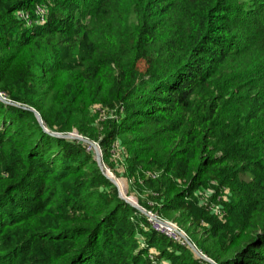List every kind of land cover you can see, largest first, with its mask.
Listing matches in <instances>:
<instances>
[{
	"label": "trees",
	"instance_id": "obj_1",
	"mask_svg": "<svg viewBox=\"0 0 264 264\" xmlns=\"http://www.w3.org/2000/svg\"><path fill=\"white\" fill-rule=\"evenodd\" d=\"M0 93V264H211L73 127L202 254L264 264V0H0Z\"/></svg>",
	"mask_w": 264,
	"mask_h": 264
},
{
	"label": "rangeland",
	"instance_id": "obj_2",
	"mask_svg": "<svg viewBox=\"0 0 264 264\" xmlns=\"http://www.w3.org/2000/svg\"><path fill=\"white\" fill-rule=\"evenodd\" d=\"M128 25H129V28L130 29H133V27H134V25H135V19H134V15L132 14V15H130V18H129V20H128ZM107 40L109 41V42H111V40H110V38H107ZM142 66V65H141ZM227 70V69H226ZM11 74V73H10ZM9 75V74H8ZM79 77L80 76V72H77V73H75V74H73L72 76H70V75H64V76H60L59 77V79H58V81H57V84H58V87L59 88H62L63 87V85H64V83L68 80V79H70V78H75V77ZM94 106H92V108H93ZM93 109H95V108H93ZM99 110V112L102 114V110H100V109H98ZM91 117H92V124H93V126L94 127H96V122L99 120V116H96V114H91ZM96 121V122H95ZM73 131H75V132H77L78 133V135H80V136H82L79 132H78V130L75 128V127H73L72 129H71V131H69V132H65L64 134H67V133H72ZM83 137V136H82ZM85 138V137H84ZM88 139V138H87ZM90 141H92V142H94L99 148H100V146H99V144H98V142L97 141H95V140H91V139H89ZM101 150V149H100ZM113 159H114V162L115 161H118V165L116 166V171L117 172H123V170H124V167H123V163H120V161H119V155H118V153L117 152H113ZM113 162V163H114ZM116 163V162H115ZM105 165V164H104ZM105 167L106 168H108L110 171H111V174H113L114 176H115V179L120 183V185L122 186V188H123V193H124V195L125 196H127L131 201H135V198L134 197H136L133 193H128L129 194V196L126 194V192H125V189H124V185H128V180L126 179V178H124V177H122V176H117L116 175V171H113L112 169H110L108 166H106L105 165ZM250 178H251V176L248 174V173H246V174H242V175H240V179L243 181V182H245V183H247V182H249L250 181ZM221 190L222 191H220V196L218 197V198H216V203H215V205L216 206H214V205H211L210 206V209H211V211H212V213H215V214H217V216L218 217H221V204H222V201H225V196H228L230 193H232L231 192V189H229V188H227V187H222L221 188ZM130 195H132V196H130ZM221 196H223V198H221ZM199 197H200V199L205 203L207 200H206V198H205V193L204 192H201L200 194H199ZM137 198V197H136ZM138 199V198H137ZM218 202V203H217ZM146 210V209H145ZM147 211V213H149V214H151V216H155L156 214L154 213V212H152V211H148V210H146ZM157 216V215H156ZM155 216V217H156ZM148 217V216H147ZM168 221H171V220H168ZM189 239V238H188ZM190 240V239H189Z\"/></svg>",
	"mask_w": 264,
	"mask_h": 264
},
{
	"label": "water",
	"instance_id": "obj_3",
	"mask_svg": "<svg viewBox=\"0 0 264 264\" xmlns=\"http://www.w3.org/2000/svg\"><path fill=\"white\" fill-rule=\"evenodd\" d=\"M0 99L4 102H7V103H12V104H15L13 102H10L8 100H6L0 93ZM31 111L34 112L38 122L40 123V125H42L44 127V124H43V121L41 119V116L39 114V112L37 110H35L34 108H29ZM44 130L45 131H48L45 127H44ZM50 134L54 135V136H57V137H65V138H73V139H78V140H82L86 143H88L89 145L92 146L94 152H95V158H96V162L99 166V168L101 169L102 173L117 187L118 189V193H119V196L120 198L124 199L127 203H129L130 205H132L133 207L137 208L138 210H140L142 213H144L146 216H151V214L147 213V211L139 205L138 203V199L136 197L135 198V201H131L127 196L123 195L116 183V180H115V176L113 174H111V171L105 167L104 165V162L102 160V153H101V150L100 148L92 141H90L89 139L87 138H84L80 135H78L77 132L73 131L72 133H67V134H64L62 132H50ZM160 220V219H158ZM161 222L165 223V221H162L160 220ZM183 237L184 239L186 240L187 244L195 251V253L197 255H199L200 257H202L204 260L208 261L209 263L211 264H217L214 260H212L211 258H209L208 256L202 254L196 247L195 245L183 234Z\"/></svg>",
	"mask_w": 264,
	"mask_h": 264
},
{
	"label": "built area",
	"instance_id": "obj_4",
	"mask_svg": "<svg viewBox=\"0 0 264 264\" xmlns=\"http://www.w3.org/2000/svg\"><path fill=\"white\" fill-rule=\"evenodd\" d=\"M155 216H148V220L151 224L152 229L158 231L159 233L164 234L166 237L174 241L180 242L182 244L187 243L183 237V234L187 237L186 233L175 222L168 221L165 219H160L157 216L156 217ZM158 219L165 221V223L161 222Z\"/></svg>",
	"mask_w": 264,
	"mask_h": 264
},
{
	"label": "bare ground",
	"instance_id": "obj_5",
	"mask_svg": "<svg viewBox=\"0 0 264 264\" xmlns=\"http://www.w3.org/2000/svg\"><path fill=\"white\" fill-rule=\"evenodd\" d=\"M115 180H116V179H115ZM116 183H117V185H118V187H119L121 193L124 195L122 186L120 185V183H119L117 180H116Z\"/></svg>",
	"mask_w": 264,
	"mask_h": 264
}]
</instances>
